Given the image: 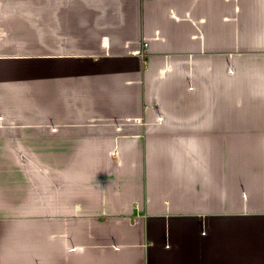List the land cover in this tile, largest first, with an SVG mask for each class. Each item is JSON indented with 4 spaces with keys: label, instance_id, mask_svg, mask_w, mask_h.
<instances>
[{
    "label": "crops",
    "instance_id": "0c3cea01",
    "mask_svg": "<svg viewBox=\"0 0 264 264\" xmlns=\"http://www.w3.org/2000/svg\"><path fill=\"white\" fill-rule=\"evenodd\" d=\"M0 264H264V0H0Z\"/></svg>",
    "mask_w": 264,
    "mask_h": 264
}]
</instances>
